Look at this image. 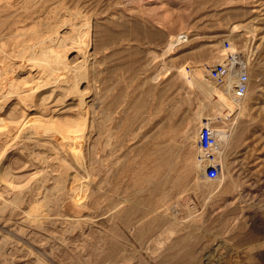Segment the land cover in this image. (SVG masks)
<instances>
[{"label":"rangeland","instance_id":"1","mask_svg":"<svg viewBox=\"0 0 264 264\" xmlns=\"http://www.w3.org/2000/svg\"><path fill=\"white\" fill-rule=\"evenodd\" d=\"M67 20L92 23L88 73L80 93L34 115L25 61L58 63L65 43L39 38L79 39ZM226 41L249 63L241 117L205 85L220 89L206 67ZM0 44V61L14 58L0 71L13 100L0 113V264H264V0H0ZM81 120L80 153L33 134ZM204 120L230 136L212 151L216 180L200 161Z\"/></svg>","mask_w":264,"mask_h":264},{"label":"bare ground","instance_id":"2","mask_svg":"<svg viewBox=\"0 0 264 264\" xmlns=\"http://www.w3.org/2000/svg\"><path fill=\"white\" fill-rule=\"evenodd\" d=\"M70 22H71L70 20H67L66 24L69 25V28H70L72 33L75 34L76 33L75 31H77V30L80 32L81 37L79 39H76V38L73 39V37H71V36H65V37L61 36V38H60L55 33L42 34V35H40V38H39L40 40L41 39H47V41L53 40L56 42V44L60 43L61 41L65 43V45L62 46V49L59 52L61 54V55L59 54L61 56V58H60V61L58 63H53V61L49 60V59L42 60L41 57H37L36 54L32 55L31 57H28L27 60L25 61V62L29 63V65H32L33 68H35V71L32 73V74H34V77H33V79L31 78L32 81H30V83L28 82L25 84V86H23V87L19 86V87H21V89H24V91H25L23 94L24 95L23 98L27 99V104L30 107H33L35 109L33 111L34 115L40 114V113H42V114L46 113L48 110L47 105H49L51 103H55L65 96H69V95H75L76 96L78 93H80L81 90L79 89L77 84L80 83L82 80H84L85 76L88 73L86 71V68L88 67V63H89L90 51L93 48V46H92L93 45V27H91L92 23H90V21H86L82 25L84 28L81 27L80 29H77V28H75L76 26L74 24L73 25L69 24ZM82 28H83V34L81 32ZM36 34H37V32H36ZM31 37L33 39V35H31ZM70 38H72V39H70ZM185 38L186 37L184 35L183 36L181 35L180 37H178V41L182 42V40H185ZM35 41H37V39ZM175 43H174V41H171V45H173ZM231 51H235V49L231 48ZM3 52H4V50L2 48V45L0 44V53H3ZM225 55H226V51H225V54L222 56L223 57L222 61H223ZM4 57H5L4 59L6 60V63H4V59H3V62H1L2 60L0 61V71L1 72H6L8 70V68L10 67V65L12 63H14V58L7 57L6 55ZM246 61L248 62V60H246ZM248 65H249V63H248ZM190 70H192V69H190ZM190 72H192V71H190ZM196 74L198 76H200V73H196ZM196 74H194V75L196 76ZM180 75L185 77L187 80L189 78L188 72L186 69L181 70ZM201 76H202V74H201ZM197 77H196V79H197ZM202 78H203V76H202ZM26 79H27V77H26ZM188 84H191V83H188ZM205 85H206L207 91L209 90L212 93L214 101L216 100V102H218L219 105H221V107H223V109H225V112L227 110H229V113H230V111L232 112V110L235 109L238 112V117L243 116V114L247 110L246 98H245L246 96L241 100H237L232 93L230 85H228V84L224 85V86L216 84L217 86L220 87V89H217V87L210 85L209 83H206ZM0 88H1V84H0ZM10 102L11 103L13 102L12 95L11 94H5V93L1 94V92H0V113L2 111L5 112L7 107H9ZM81 102H82V108H84V110H86L87 104L84 101H81ZM232 116H233V114H232ZM226 117H228V116H226ZM226 117L224 119H226ZM19 122H20L19 119L10 120L7 124L8 128H11V130H17L21 125V122L20 123ZM86 125H87V121L82 122V120L78 123L77 126L58 127L56 125H46L45 126L42 124L41 125L37 124V125H33V128L35 129L33 134L37 137L36 140L39 141V137L41 136V133L48 132L50 134L51 138L54 137L58 141H60L61 143L62 142L66 143V141L71 142L72 146L74 148V149L72 148V150H74L73 152H75V150H76V152L80 153L82 151L81 148L84 146V144L88 138V137L86 138V135H85V132L87 131ZM202 125H203V122H202ZM226 131L216 130V133H217V137H218L219 142L222 144L228 145V143L230 142V136H229L228 132H226ZM5 133L10 134L9 131H6ZM199 134H200V129L198 132V141H199ZM74 156H76V155H74ZM66 171H68V170H66ZM45 175H47V174H45ZM208 179H205V181H208ZM11 188L13 190L14 186H12ZM24 190H28V189L24 188ZM11 200H13V199H11ZM166 234H168V233H166ZM188 234H189V232H188ZM170 235H173V233L172 234L170 233ZM225 243H227V242H225ZM228 250L229 251L227 252V254H229L230 252H233V253L237 252L235 249L231 250L228 248ZM231 256L230 257H227V256L223 257L221 259V263L222 264H230L229 261H231L233 264V262H236L237 261L235 259L236 257L234 256L235 258L231 259ZM234 259H235V261H234ZM253 260H255V259H253ZM242 261H243V259L242 260L240 259V261H238L237 264H241ZM261 261H259V262H261ZM257 262L258 261H256V264L259 263V262L258 263ZM249 263H251V262H249ZM249 263H247V264H249ZM261 263H263V262H261Z\"/></svg>","mask_w":264,"mask_h":264},{"label":"built area","instance_id":"3","mask_svg":"<svg viewBox=\"0 0 264 264\" xmlns=\"http://www.w3.org/2000/svg\"><path fill=\"white\" fill-rule=\"evenodd\" d=\"M227 54L222 62L206 67L209 79L218 85H230L232 93L237 100L243 99L249 90L250 79L248 62L244 56L236 51H231V45L226 41ZM218 144V137L212 128L210 120H204L200 128L198 146L200 161L205 164L206 176L216 180L220 175L221 166L215 160L212 151Z\"/></svg>","mask_w":264,"mask_h":264}]
</instances>
